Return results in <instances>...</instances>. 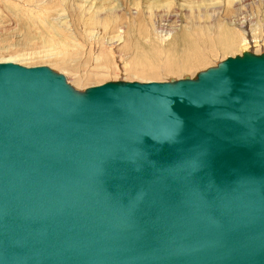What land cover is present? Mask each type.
Instances as JSON below:
<instances>
[{
    "label": "water",
    "instance_id": "1",
    "mask_svg": "<svg viewBox=\"0 0 264 264\" xmlns=\"http://www.w3.org/2000/svg\"><path fill=\"white\" fill-rule=\"evenodd\" d=\"M0 264H264V53L83 91L0 63Z\"/></svg>",
    "mask_w": 264,
    "mask_h": 264
},
{
    "label": "rangeland",
    "instance_id": "2",
    "mask_svg": "<svg viewBox=\"0 0 264 264\" xmlns=\"http://www.w3.org/2000/svg\"><path fill=\"white\" fill-rule=\"evenodd\" d=\"M228 27L258 37L249 51L264 53V0H0V61L48 66L81 91L115 81L194 78L245 48L207 50V64L180 73L163 64L172 50L179 59L185 35L215 42ZM154 49L158 62L141 60ZM137 59L143 63L136 67Z\"/></svg>",
    "mask_w": 264,
    "mask_h": 264
},
{
    "label": "bare ground",
    "instance_id": "3",
    "mask_svg": "<svg viewBox=\"0 0 264 264\" xmlns=\"http://www.w3.org/2000/svg\"><path fill=\"white\" fill-rule=\"evenodd\" d=\"M238 25L240 26L239 27L240 30L244 29V27H242V23H239ZM236 28L238 27L236 26ZM242 32H243L242 35L240 34L242 36L241 37L237 32H235L233 29L228 27L222 32L221 36H218V39L215 42L209 41L208 37H206L204 34L196 33L198 37H191L189 35H185L184 36L185 43L183 45L182 54L179 55V59L177 57L174 58L172 56V54L174 53V51L172 50V53H170V59H167L166 62H164L163 68L169 73H180L190 68L201 67L207 64V62L209 61L212 55L211 54L212 51L207 53L208 52L207 50H212L213 48H216V49H221L227 53L231 52L232 54L235 51V49L239 47L238 46L239 43H241L240 44L241 47L245 48V49L242 48V50L244 49L245 52H248L250 48L251 49L253 48L252 47L253 45L251 44L257 42L259 43L260 40H258V37L254 39L251 38V34L247 33V31L245 32L244 30H242ZM157 34L159 35V32ZM239 36L241 37L240 39L241 42L239 41L240 38ZM53 42L54 41H51L52 44ZM246 45L248 47H246ZM150 58L153 59L155 62H158L159 50L154 49V52H150V53L142 52L141 55L142 61H148ZM12 60L5 59L3 61H0V63H8V62L15 63V61ZM142 61L137 59V61L135 62V66L137 67L142 65L143 63Z\"/></svg>",
    "mask_w": 264,
    "mask_h": 264
}]
</instances>
